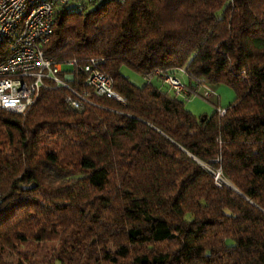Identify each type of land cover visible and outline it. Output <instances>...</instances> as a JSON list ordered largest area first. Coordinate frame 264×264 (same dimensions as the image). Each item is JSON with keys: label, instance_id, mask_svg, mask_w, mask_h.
<instances>
[{"label": "trees", "instance_id": "16d2710c", "mask_svg": "<svg viewBox=\"0 0 264 264\" xmlns=\"http://www.w3.org/2000/svg\"><path fill=\"white\" fill-rule=\"evenodd\" d=\"M90 2L57 9L42 49L98 59L125 103L73 110L48 82L24 114L0 109V264H264V0ZM122 68L235 98L198 118Z\"/></svg>", "mask_w": 264, "mask_h": 264}, {"label": "built area", "instance_id": "2783aa9c", "mask_svg": "<svg viewBox=\"0 0 264 264\" xmlns=\"http://www.w3.org/2000/svg\"><path fill=\"white\" fill-rule=\"evenodd\" d=\"M72 1L0 0V43L6 41L9 48L8 56L0 62V109L24 114L48 82L69 91L66 102L73 110H80L83 104L92 105L89 101L91 93L125 103L124 98L113 90L111 78L100 69L98 59H91L84 65L76 61L59 64L45 56L42 47L52 33L55 11ZM64 67L69 69L64 70ZM77 73L84 75L85 88L81 91L69 86ZM179 73L184 74V71L179 70ZM161 81L173 97L182 100L196 94L200 86L189 92L175 74L164 75ZM209 96V93L204 94V97ZM217 111L220 116L225 113L222 108ZM206 169L213 176L215 186L227 185L220 171Z\"/></svg>", "mask_w": 264, "mask_h": 264}, {"label": "rangeland", "instance_id": "374dc122", "mask_svg": "<svg viewBox=\"0 0 264 264\" xmlns=\"http://www.w3.org/2000/svg\"><path fill=\"white\" fill-rule=\"evenodd\" d=\"M90 1L91 0H74L69 5H67L66 8L67 9L77 8V6L81 2L86 4L85 7L91 8L92 3ZM81 4L79 5V7H81ZM63 69L65 70L69 68L64 67ZM121 71L123 75L128 77L130 82H132L134 85L138 87H141L145 83H148V80H146L139 74L127 68H122ZM175 75L184 85H187V80L184 74L177 72ZM150 82H149L150 84L160 88L161 90L167 92L168 94H171V92L168 90V86L166 87V85H164L162 81H160L159 79L153 77L150 78ZM195 92L196 94L193 93L189 97H186V99L184 100L181 99V100L184 103L185 109L198 118L201 116H206V117L211 116L216 109L226 107L227 105L232 103L235 98L234 91L230 87L223 84L211 85V84L203 83L196 89ZM205 93H209L210 96L204 97Z\"/></svg>", "mask_w": 264, "mask_h": 264}, {"label": "crops", "instance_id": "0c3cea01", "mask_svg": "<svg viewBox=\"0 0 264 264\" xmlns=\"http://www.w3.org/2000/svg\"><path fill=\"white\" fill-rule=\"evenodd\" d=\"M150 82V80H148ZM161 81V80H160ZM151 83V82H150ZM165 88V87H164ZM166 89V88H165Z\"/></svg>", "mask_w": 264, "mask_h": 264}]
</instances>
